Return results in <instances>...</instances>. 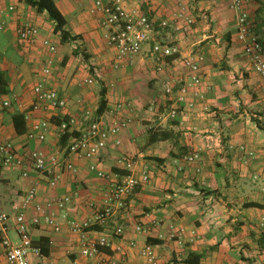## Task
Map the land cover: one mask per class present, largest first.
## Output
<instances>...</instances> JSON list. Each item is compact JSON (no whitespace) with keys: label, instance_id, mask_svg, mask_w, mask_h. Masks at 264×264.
<instances>
[{"label":"crops","instance_id":"crops-1","mask_svg":"<svg viewBox=\"0 0 264 264\" xmlns=\"http://www.w3.org/2000/svg\"><path fill=\"white\" fill-rule=\"evenodd\" d=\"M55 2L66 17L67 30L77 39L62 43L47 12H38L23 0H0V21L5 22L0 30V90L16 97L13 106L0 115V143L12 141L23 157L32 149L60 150L63 155L66 146L60 144L58 121L73 120L70 131L75 133L87 126L86 110L108 124L121 119L128 122L110 137L96 159L105 177L89 168L91 161L76 155H70L76 170L60 166L55 186L29 164L28 176H22L19 168L3 169L0 207L5 211L11 212L32 186L37 188V202L70 196L66 218L64 211H57L60 231L44 222L31 224L33 206L27 211L32 242L48 251L31 253L32 262L109 264L115 258L119 264H142L140 249L150 239L160 264H187L190 252L202 255L199 264H264V228L260 226L264 202L261 180H253L255 173L264 175V80L243 53L231 1L122 0L128 10H140L155 20L156 28L141 51L120 67L113 65L115 49L108 43L109 30L100 24L95 0ZM259 5L254 0L247 10L253 32L264 42V13L258 14ZM179 11L193 17L191 26L186 27L182 19L179 30L159 25ZM24 23L38 28L36 42L18 40L17 30ZM44 38L54 41L55 52L43 45ZM155 42L174 44L179 51L157 60L152 52ZM192 54L204 56L203 81L190 89L178 106L177 117L171 119L172 100L163 85L167 79L187 78L182 59ZM49 57L53 58L49 85L67 97L66 106L46 112L31 110L29 119L18 116L15 123V115L30 110L33 87ZM88 77L92 83H85ZM103 90L106 109L98 115ZM151 103L158 112L149 109ZM42 117L50 123L46 139H29L32 122ZM151 130L163 131L166 137L151 142ZM194 153L199 157L190 160ZM122 157L133 160L134 174L146 170L149 180L135 189L127 205L116 209L106 225L88 229V238L108 233L111 245L96 257H86L81 253V237L70 230L67 219H89L105 205L115 175L130 172L119 161ZM12 221L15 231L14 214ZM138 225L145 229L137 230ZM118 226L123 227L122 235L115 234ZM174 228L184 229L181 241L170 237ZM117 245L122 252L115 249ZM0 264H8L1 242Z\"/></svg>","mask_w":264,"mask_h":264},{"label":"built area","instance_id":"built-area-1","mask_svg":"<svg viewBox=\"0 0 264 264\" xmlns=\"http://www.w3.org/2000/svg\"><path fill=\"white\" fill-rule=\"evenodd\" d=\"M231 7L236 12L237 38L243 43V53L250 60L254 70L264 80V42L253 32V20L250 17L247 6L254 0H230ZM95 8L101 11L100 24L109 30L107 34L108 43L115 49V58L113 65L120 67L126 60L132 59L137 55L145 42H147L155 32L156 21L151 19L147 14L140 10H128L123 5L122 0H95ZM182 19L186 27L191 26L194 22L193 17L186 15L183 11H179L173 15L171 19H165L160 22L161 27L172 26L179 30L182 28L178 21ZM5 22L0 21V30H4ZM18 40L22 43H34L39 37V30L35 25L30 23L22 24L18 30ZM43 45L50 51H56V44L50 38L43 39ZM178 47L174 44H163L155 42L152 46V52L156 55L157 60L162 61L165 57L178 53ZM1 55V53H0ZM1 60V57H0ZM204 56L202 54H192L182 59L183 65L188 69L186 79L171 80L164 82L163 90L165 95L171 97L172 106L168 112V117L175 119L178 115V106L186 101V97L193 87H199L203 81L202 63ZM53 58L49 57L42 69L39 80L33 87L35 96L31 104L30 110L24 111V117L30 118L31 110L48 111L49 109H57L66 106L67 97L60 95L59 92L50 87L49 76L51 74ZM93 78L88 77L85 83H92ZM1 86V80H0ZM178 86L177 92L175 87ZM264 90V85H263ZM196 95L200 93L196 92ZM13 94H4L0 92V115L13 106ZM189 106L193 103L189 102ZM21 107V103H18ZM121 107L122 105H117ZM149 109L157 111L154 103H151ZM158 112V111H157ZM161 116V115H160ZM84 120L87 126L79 131L77 135H73L66 145L63 155L60 150L46 153L40 149H32L25 157L17 153L15 145L12 141L0 143V179L3 177V169L19 168L22 176H28L30 169L28 164L35 171L47 176L49 184L55 186L60 178L58 169L64 166L66 169L75 171L76 167L70 155L84 158L91 161L89 168L97 173L99 177H105L104 170L99 169L96 159L106 148L111 136L118 135L121 129L127 125V120H115L108 124L101 116H94L90 110L84 113ZM73 120L62 121L58 124L60 133H64L68 125L71 126ZM50 123L47 118H38L32 122L27 131L29 139L44 140L49 131ZM252 154V152L250 153ZM199 157L198 153H194L189 158L195 160ZM120 162L130 172L122 175H115L113 182L108 190L105 205L96 209L93 217L85 220H77L68 218L70 230L78 233L81 237V253L86 257H96L102 252L103 248L111 245V237L108 233H104L97 238H88L87 231L92 225H106L116 209L124 208L127 205L129 196L135 189L149 180V174L146 170L141 171L138 176L131 172L133 168V160L128 158H120ZM261 180L260 190L262 200L264 202V175L258 173L253 174V180ZM37 188L32 186L26 190L25 194L16 202L12 211H5L0 207V242L5 248L6 259L8 264H36L30 259V254L42 255L41 248L32 242L29 231V224L39 225L42 222L50 225L55 231L62 229V223L59 220L57 211H64L63 217L66 218L65 211L67 203L70 201L69 195L51 199L46 202H37ZM33 206L35 214L31 216L30 223L27 219V211ZM14 209V212H13ZM15 217V232L17 241H13L9 231L11 222ZM260 226L264 228V216L260 220ZM137 230L143 231L145 228L138 225ZM184 229H173L171 238H177L181 241ZM115 234L122 235L123 227L118 226ZM131 245L135 242L131 241ZM117 251L122 252V246L115 247ZM142 264H160L159 255L150 243H145L140 249ZM118 259L110 258L109 264H119Z\"/></svg>","mask_w":264,"mask_h":264},{"label":"trees","instance_id":"trees-1","mask_svg":"<svg viewBox=\"0 0 264 264\" xmlns=\"http://www.w3.org/2000/svg\"><path fill=\"white\" fill-rule=\"evenodd\" d=\"M23 1H25L26 4L35 8L38 12H47L49 18L51 20H53L55 23L54 24V32L58 33L60 35V39H61L62 43H66L70 40H74V39L78 38L77 35H71L69 30H67V28H66V25H67L66 17L61 12V10L58 8L55 0H23ZM259 2H260V5H259V8L257 9V12L260 15V14L264 13V0H259ZM263 22H264V18H263ZM1 86H2V83H1ZM3 86H4V84H3ZM0 92H2V91L0 90ZM105 109H106V99H105V90H103L101 92V97H100L99 105L97 108V114L101 115L105 111ZM18 116H20L23 120L25 119L23 114L15 115V117H14L15 123H16V117H18ZM62 121H69V119H64ZM62 121H58V124H60ZM70 129H71V127H70V125H68L65 132L61 134L60 144L62 147H65L68 144L69 139L73 135L78 134V133H75L73 131H70ZM17 130L20 131V128L18 129V127H17ZM165 137H166V135L163 134V131L151 130V135H150V141L151 142L158 140V139L165 138ZM122 174H125V173H122ZM93 227H94V225H92L90 228H93ZM147 241L149 243L151 240L148 239ZM40 248H41L42 253L46 254L48 252L47 248H45V246L43 244H41ZM201 257H202V255L200 253L190 252L188 254L187 258L185 259V262L187 264H199Z\"/></svg>","mask_w":264,"mask_h":264},{"label":"rangeland","instance_id":"rangeland-1","mask_svg":"<svg viewBox=\"0 0 264 264\" xmlns=\"http://www.w3.org/2000/svg\"><path fill=\"white\" fill-rule=\"evenodd\" d=\"M9 234H10V236H11L12 239H14V240L17 239V234H16V232L13 229V221L11 222V227H10Z\"/></svg>","mask_w":264,"mask_h":264}]
</instances>
